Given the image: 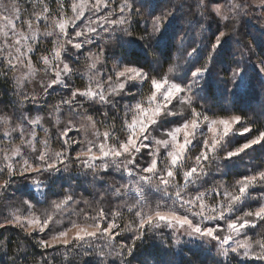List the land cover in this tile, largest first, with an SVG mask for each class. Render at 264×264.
I'll list each match as a JSON object with an SVG mask.
<instances>
[{"label":"snow or ice","instance_id":"snow-or-ice-1","mask_svg":"<svg viewBox=\"0 0 264 264\" xmlns=\"http://www.w3.org/2000/svg\"><path fill=\"white\" fill-rule=\"evenodd\" d=\"M23 2L0 0V74H13L5 105L11 114L0 109V199L13 184L25 189L0 211V229L19 228L25 238L48 233L35 245L59 253L60 264H132L140 244L164 230L172 233L169 248L183 237L210 245L213 264H264V159L245 163L264 150V106L238 105L253 73L264 79V55L253 63V47L243 39L252 35V19L264 36V0H169L159 14L160 0H56L55 11L47 0H30L31 11ZM177 13L210 32L184 48L182 61L166 55L178 35ZM49 38L52 47L37 67L33 56ZM125 45L143 55L111 51ZM41 73L40 91H28ZM54 93L60 99L47 111L51 131L42 110L32 115L27 105L47 103ZM240 164L245 171L229 184L225 177ZM73 165L92 176L88 195L57 184ZM114 175L120 179L110 182ZM125 214L130 219L122 223ZM5 248L8 238L0 239ZM28 255L18 246L7 264H27ZM42 264H56L55 255Z\"/></svg>","mask_w":264,"mask_h":264},{"label":"trees","instance_id":"trees-1","mask_svg":"<svg viewBox=\"0 0 264 264\" xmlns=\"http://www.w3.org/2000/svg\"><path fill=\"white\" fill-rule=\"evenodd\" d=\"M47 2L49 3L50 8L55 11L57 7L56 0H47ZM179 2H181V0L175 1V3ZM188 2L191 3V0H188ZM160 4L161 8L158 10L157 14H159V11L165 9L166 4L169 5L170 3L169 0H160ZM171 4H174L172 3V0ZM30 6V0H24V2L22 3V7L28 8L29 10ZM183 11L187 13L188 9L185 8ZM180 16L181 14L177 13V19L173 25L175 31L178 33L177 38L174 42V45L166 53L170 60H176L177 58H181L182 61L183 55L186 54L184 53V48H187L190 51V46L192 45L193 41H195L196 43L205 42V37L207 36V32L204 34L201 33L198 25L192 24L190 26L187 23V19H182L180 18ZM188 18L190 19L191 17L189 16ZM141 22L138 26H136L137 32H139V30L143 29L145 26L144 23ZM212 27H216V25L212 24ZM251 28L252 27L250 26L247 27V31L252 34L248 35L247 39L249 41L251 40V43H253L252 41H254L255 44H258L256 43V34L253 33V30H251ZM181 36L184 37L183 46H181ZM253 36L255 37V39H253ZM260 44L262 43L260 42ZM112 52L116 55H129L132 52H135L139 56L143 55V53L140 52L139 49H131L127 45H125L123 48L115 47L112 49ZM201 55H206V52H202ZM152 57L153 53L149 52L148 56L144 58L150 59ZM110 61L112 60L109 59L108 63ZM202 62L203 61H201V63ZM168 67L169 63H165L164 70L166 71ZM73 79L77 87H83L84 81L80 80L78 77H74ZM145 90L147 91L146 87ZM54 95L55 94H53L52 96ZM11 98V80L9 79V77L6 78L3 74H0V101L4 102L3 104H0V106L4 111L6 110L5 112L8 114H11L12 109L10 105H8L7 107H5V105ZM129 99L130 97H126L124 102H128ZM255 102H259L260 106H264V80H262L259 76L253 74L252 86L247 92V94L243 96L240 101H238V105L239 107H243L245 109H254ZM209 103H214V101H209ZM219 103L227 105L226 101H219ZM51 104L52 102H49L48 100L47 103H44V101L41 100L39 103L34 105L28 104L27 107L31 110V113H34L35 109H41V114L47 115V111L50 108ZM217 112L219 113L218 107ZM89 114H92L91 110H89ZM97 118L100 117L97 116ZM101 130L103 131V128H101ZM0 132H2L1 129ZM64 176H66L64 178L65 181H58L57 184L64 183L65 187H67V184L71 183L76 192H84L85 195L89 194L91 188L88 182L92 180L91 175L85 177L82 172H77L74 169ZM109 179L111 182L113 180H119L120 178L118 175H114ZM18 188L20 189L19 191H17ZM24 190L25 189L23 185L13 184L12 187L9 188L7 195L3 199H0V211L6 213L7 209L4 207V205L7 204V202H9L10 200H12V198H19ZM54 191H63V189L57 187L56 189H54ZM127 216V214L124 215L122 223L127 220ZM0 233H2L0 239L8 238V241H10V250L9 248L0 250V264H7V262L12 259L13 254L17 252L18 246H21L24 250L28 252L29 255L27 257V264H42L43 257L51 258L52 255H55L56 257V264H60L59 253H53L52 250L46 251L35 245L37 235L33 234V236L31 237L25 238V233L23 231H21L19 228H14L11 226H8L6 229H0ZM169 237H171V235H169L168 238H165L163 236L157 238L155 236L153 237V235H150L148 239H145V241L140 244V247L137 248L134 255L130 257L131 261L133 260V262L136 264H204L205 262H208L209 258L206 255L207 252L204 254L203 257H201L200 248H193L191 246L187 247L186 245H179L176 247L169 248L168 245L173 243L172 240H169ZM162 240L165 241V243H162Z\"/></svg>","mask_w":264,"mask_h":264},{"label":"rangeland","instance_id":"rangeland-1","mask_svg":"<svg viewBox=\"0 0 264 264\" xmlns=\"http://www.w3.org/2000/svg\"><path fill=\"white\" fill-rule=\"evenodd\" d=\"M175 1L176 0H172V3H174L175 4ZM171 6V4H166L165 5V8H167V7H170ZM65 7L67 8L68 7V5L66 4L65 5ZM29 11H31V6H30V10ZM255 12L258 14V12H259V10L258 9H256L255 10ZM68 14L69 15H71V12L69 11L68 12ZM25 19H27V16H25L24 17ZM141 23H144L143 22V20H142V22ZM261 22L260 21H257V20H255V19H252L251 21H250V23L248 24V26H250V27H252L251 28V30H253V33H255L256 34V39H257V41H256V43H258V44H255L254 43V41H252L253 43H251V40L249 41L248 39H247V36H243V39L246 41V42H250V44H251V46L253 47V50H254V52H255V55H253L252 57H251V59H252V62L253 63H256L257 62V60H258V58L261 56V55H264V36H261L260 35V33H259V31L257 30L258 29V25L260 24ZM247 26V27H248ZM215 29H216V27H212L211 26V30L210 31H215ZM41 30L43 31V24H41ZM244 31V30H243ZM242 31V32H243ZM207 34V36L210 34V32H207L206 33ZM50 39L51 38H49V40H46V41H44V42H42L40 45H39V50L34 54V56H33V61H34V63H37V67H40V65H39V63H38V58H39V56L41 55V54H44V52H45V49H50L51 47H52V45H51V43L49 42L50 41ZM262 43V44H260V42ZM112 51V50H111ZM73 59H75V58H73ZM112 63H113V61H110L109 63H108V68L110 69L111 68V66H112ZM77 67H79V69H80V71H84L85 70V61L83 60V58H81V60H80V63H79V65H77ZM25 70L23 69V68H21V69H19L16 73H15V76H21L22 74H23V72H24ZM253 74H255V73H253ZM43 74L41 73L39 76H37L36 77V79L34 80V81H31V82H29V83H27V85H26V88H27V90L28 91H32L33 89H35L36 91H40V89H39V86H38V82H39V79H40V77L42 76ZM12 76H13V74L12 73H9V79L11 80V84H12ZM261 78V77H260ZM262 79V78H261ZM262 80H264V79H262ZM146 89H147V86H146ZM145 90V89H144ZM145 92H146V90H145ZM55 95L54 96H51V97H47V100L49 101V102H52V104H55V103H57L58 101H59V99H60V95L58 94V93H54ZM51 104V105H52ZM261 107L262 106H260V103L259 102H255L254 103V109L256 110V111H259L260 109H261ZM0 109H2L1 108V106H0ZM3 110V109H2ZM6 111V110H5ZM4 110H3V112H5ZM12 111V110H11ZM35 112L34 113H31L32 115H35L36 114V109L34 110ZM41 114V113H40ZM45 116V118H46V120H45V127H47V128H49L51 131H55V127H54V125H55V121L53 120L52 121V123L51 124H49L48 122H47V120H48V117H47V115H44ZM2 131H3V128H0ZM206 130V129H205ZM102 131V130H101ZM72 135H75V133H73ZM41 136H43V133H41ZM237 139H239L240 140V142H243V138H240V137H237ZM20 143V141L19 140H16V144L18 145ZM235 146V145H234ZM53 147L54 148H57L58 147V145H56V144H54L53 145ZM78 150V149H77ZM199 151V148L197 147L196 149H194L192 152H191V156H195L196 155V153ZM73 155H75V153H73ZM261 159H264V150H261V149H259V148H257L256 149V151H254V152H252L251 153V155L250 156H247V157H245V163H247V162H249V161H252L253 163H255V162H258V161H260ZM188 163L189 164H191V160H189L188 161ZM73 167V170L75 169V165H73L72 166ZM245 171V166H244V164H240L239 165V167H237V168H233L232 170H231V173L227 176V177H225V179L227 180V182L230 184L234 179H238L239 178V175H238V173H243ZM67 173H65V174H63V175H66ZM66 176H64V178H65ZM220 177L219 176H216V177H214V179H219ZM63 181H65V180H63ZM180 182H182V178H180ZM212 181L211 180H209V183H211ZM17 184H19V183H17ZM58 187V186H57ZM57 187H54V189H56ZM53 189V190H54ZM258 190H262V189H258ZM80 192H77V194H79ZM255 194V193H254ZM56 197H52V199H55ZM15 199H17V198H12V200H15ZM10 202V201H9ZM9 202H7V203H9ZM256 205L253 203L252 204V207H255ZM38 207H40L41 209H45V208H47L48 207V205H46V204H42V205H38ZM73 218H75V217H73ZM128 219H130V216L128 215L127 216V220ZM127 220L125 221V222H127ZM67 222V218H65V223ZM34 235H37V237H36V239L38 240V239H40L41 237H44V238H47V235H48V233H39V232H37V233H34ZM128 235H130V234H128ZM150 235H153V237L155 236V237H161L159 234H150ZM169 235H171L172 236V233L170 232V231H168V230H164V235H163V237H165V238H168V236ZM148 239V238H147ZM187 240H188V238L187 237H183L182 238V243H181V245L180 246H184V245H186L187 247H193V248H200V250H201V257H203L204 256V254L207 252V257L209 258V260H208V262H205L204 264H213V257L216 255V252H215V249L214 248H212L210 245H207V244H205V245H203L202 247H196V245H194V244H191V243H187ZM172 242H174L173 240H172ZM61 251H62V249H61ZM132 263H134L133 262V260H132ZM134 264H136V263H134Z\"/></svg>","mask_w":264,"mask_h":264}]
</instances>
